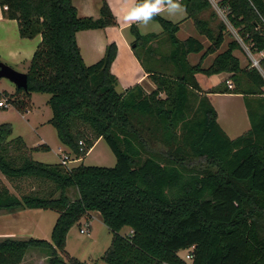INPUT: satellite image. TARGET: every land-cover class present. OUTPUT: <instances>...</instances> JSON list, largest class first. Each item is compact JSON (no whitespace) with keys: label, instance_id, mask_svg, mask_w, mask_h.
<instances>
[{"label":"trees","instance_id":"obj_1","mask_svg":"<svg viewBox=\"0 0 264 264\" xmlns=\"http://www.w3.org/2000/svg\"><path fill=\"white\" fill-rule=\"evenodd\" d=\"M212 1L249 53L262 54L259 68L241 67L233 55L242 52L236 40L218 54L228 29L216 22L210 0H182L208 47L193 37L178 40L179 26L158 15L152 20L167 52L152 46L161 35L142 36L131 26L132 52L155 86L147 93L140 85L118 89L114 44L98 62L82 60L76 34L116 26L105 0L98 19L79 18L71 0H0L3 18L17 22L20 38L41 37L27 91L0 95L20 113L30 109L32 94L49 95L48 124L75 159L101 139L116 161L112 168L39 163L32 154L49 148L30 149L22 138L10 139V125H1L0 175L19 194L0 181V212L43 210L58 217L50 242L1 240L0 264H22L32 250L44 252L48 264H87L66 252V238L93 212L111 234L104 264H187L183 250H191L190 264H264V0ZM193 54H201L196 65L188 61ZM197 74H227L231 88L224 82L204 92ZM210 94L242 96L249 130L229 138ZM124 228L128 235H121Z\"/></svg>","mask_w":264,"mask_h":264},{"label":"crops","instance_id":"obj_2","mask_svg":"<svg viewBox=\"0 0 264 264\" xmlns=\"http://www.w3.org/2000/svg\"><path fill=\"white\" fill-rule=\"evenodd\" d=\"M102 1L103 0H71V3L75 7L79 18L90 17L93 19H98L99 10H100ZM105 1L112 15L115 18L116 26L108 27V28L100 29V30H87V31L78 32L76 34V43L79 47L82 60L85 63V65L87 66L92 65L98 62L104 56L105 50L108 45L114 44L116 46L117 53H116V58L111 66V73L116 77L118 81V89L120 91H123L125 89H130L136 85H140L141 87L144 88V90L147 93H150L151 91L155 89V86L153 85L151 80L148 78V73L146 72V70L142 68V66L140 65V63L138 62V60L136 59V57L134 56L132 52L131 43L133 41V37L130 34V27L135 26L142 36L149 35V34L161 35L162 28L159 23L153 20L149 21L148 24L146 25L140 22H125L122 20V16L124 15V13L128 9H130L132 6H134L138 0H105ZM158 16L171 22L172 24H177L179 26V30L176 34V37L178 40L183 41L189 37H193V38H197L203 45H205L204 43L206 40L203 37L198 36V34L196 33V30L194 29L192 21L187 19V15L183 7H182V11H179L175 14H169L166 8L162 9V11L158 14ZM40 42H41L40 36H37L36 38L31 39V40L20 38L17 22L15 20L4 19L2 16L1 9H0V62L1 63L14 69L15 71L19 73L26 74L28 71L30 62L32 60V57L38 45L40 44ZM227 45H226V48H227ZM152 46L154 48H159V50L162 52L168 51V45L166 43V37L164 35H161L159 39L154 41L152 43ZM222 47L220 51L218 52V54L226 50V48L222 49ZM239 53L240 51H235L233 55L239 59L241 67H245L247 64L244 65L242 63L239 57ZM216 55L217 54L208 56L203 61L202 68L207 69L214 61ZM261 55L262 54L260 53L255 56L253 55L251 56H253L255 59H259ZM158 56L159 54H156V58H158ZM192 57H197V62L195 64L191 63L190 59ZM200 57H201V54L189 55L188 61L191 65H196L198 64ZM195 78L202 90H208L207 89L208 87L209 89L216 87L217 85L221 84L220 83L221 79H226L227 84L231 85L229 82V75L227 74L212 76L208 79H205L204 75L197 74ZM202 80L206 82L207 86H204L203 84L204 82H202ZM211 96H215V94L208 95V98L210 101H211V98H210ZM216 96L236 97L239 100L238 101L239 102V105H238L239 112L238 114H235L236 118L234 119V121H232V124L225 125L224 123L223 124L224 126H223L222 124L220 125L218 123L220 127L222 126L221 128L226 130L229 134L247 132L250 128V125L248 122L246 109L244 107L242 96L231 95V94H224V95L216 94ZM217 120H218V114H217ZM24 142L27 145V147L30 149L41 146V145H46L49 148V151H51V147L39 135L37 138L36 145L35 144L28 145L26 141ZM101 142H104V141L101 139L96 141L93 148L88 153V156L92 152L95 151V149L99 146V144H101ZM42 153H46V152H36V153H33L32 156L34 155L43 156ZM57 155L58 157H60V154H57ZM88 156L80 160L78 164L84 163ZM108 158L109 156L107 157V159ZM96 162L97 161H93L91 163H96ZM45 212L47 211L26 210V211H17L13 213L0 212V241L3 239H8V238L9 239H20V240L33 238V235H37V233H39L38 231L39 223L46 216ZM48 212H52V211H48ZM93 218H97L98 220L102 222L100 215L96 212H93L90 214V219L88 221L85 219H82L77 224V226H79L81 222H85L87 224ZM52 227H53L52 223L50 222L49 229H51V231H52ZM43 239L45 238H42L40 240H43ZM69 240H70V231L66 238V252L70 256L76 259L77 258L79 259L80 257L79 256L80 254H78L79 252L69 249V246H68ZM186 251H187V254H186L187 256L189 255L191 250H186ZM180 252H179V256H180ZM180 258L182 257L180 256ZM187 264H190V262H187Z\"/></svg>","mask_w":264,"mask_h":264},{"label":"rangeland","instance_id":"obj_3","mask_svg":"<svg viewBox=\"0 0 264 264\" xmlns=\"http://www.w3.org/2000/svg\"><path fill=\"white\" fill-rule=\"evenodd\" d=\"M212 5V10L216 13V22H222L227 26L228 34L225 36V44L222 49L226 48V45L229 41L236 40L240 43L242 47V52L239 53L240 60L242 63L248 64L251 61V54L248 49L241 43L237 34L233 29L226 23L225 19L219 14L217 9H215V4L212 0H210ZM215 9V10H214ZM207 14L204 15L206 17ZM205 47H207L208 42L205 41ZM257 58V57H256ZM191 63L197 62V57H192ZM252 60H254L252 58ZM209 63V62H208ZM207 63V64H208ZM253 63V62H252ZM205 79L208 77L205 76ZM204 82V80H202ZM226 82V79H221L220 83ZM227 83V82H226ZM204 86L206 82L203 83ZM229 87L231 85L227 84ZM212 86V85H210ZM231 88V87H230ZM202 90L204 92L209 91ZM16 93V87L7 79H0V94H7L8 96H12ZM3 97L0 95V101H3ZM50 96L46 94H37L34 93L30 98V109L26 110L23 113L18 112L14 107L8 104L6 109L0 108V126L4 124H8L12 128V134L10 139L14 138H22L29 145H36L38 135L41 136L46 143L51 147V151L42 153L40 156H32L33 160L43 163V164H59L65 160V166L68 169L75 168L80 164L85 166H100L106 168H112L115 165V158L111 153L108 146L105 142H101L99 146L92 152L85 160L84 163H79L80 159H75L74 155L70 152V150L63 145L60 144L55 129L48 124V121L51 118V111L47 105ZM211 104L217 111L218 114V123L223 125H231L232 121H234L235 114L239 112V100L236 97H227V96H211ZM224 126V125H223ZM222 127V126H221ZM223 129V128H222ZM223 131L227 134V136L231 139H235L238 136L242 135V133L229 134L226 130ZM90 152V151H89ZM88 152V153H89ZM71 153V154H70ZM57 154H60L58 157ZM85 156V157H86ZM109 158L107 159V157ZM84 157V158H85ZM111 157V158H110ZM111 159V160H110ZM82 160V159H81ZM93 161H97L96 163H91ZM0 181L9 189L12 194L18 195L19 192L13 189V185L6 180L2 175H0ZM74 194H71L73 198ZM17 212V211H14ZM5 213V212H3ZM13 213V212H7ZM45 217L39 223V228L37 235H33L35 239H42L50 242L51 239V229H49L50 222L55 224L56 217L58 215L53 212H45ZM87 226V227H86ZM51 228V227H50ZM53 228V227H52ZM88 230L89 234H80L79 230ZM130 230L128 228H124L120 233L125 236L128 235ZM88 234V235H87ZM28 238V237H27ZM111 243V234L107 227L97 218L91 219L88 225L85 222H81L79 226L75 225L70 230V240L68 241V246L70 250L78 251L80 254L79 261L85 262L87 264H104L100 261L101 256L107 250ZM187 254L186 250L180 252V256L186 262H190L186 260L185 256ZM46 258V259H45ZM22 264H48V260L46 254L39 250L29 251L23 260Z\"/></svg>","mask_w":264,"mask_h":264},{"label":"clouds","instance_id":"obj_4","mask_svg":"<svg viewBox=\"0 0 264 264\" xmlns=\"http://www.w3.org/2000/svg\"><path fill=\"white\" fill-rule=\"evenodd\" d=\"M165 8L169 14L182 11V5L178 0H138L134 6L124 13L122 20L125 22H140L146 25Z\"/></svg>","mask_w":264,"mask_h":264},{"label":"water","instance_id":"obj_5","mask_svg":"<svg viewBox=\"0 0 264 264\" xmlns=\"http://www.w3.org/2000/svg\"><path fill=\"white\" fill-rule=\"evenodd\" d=\"M7 79L16 89L27 91V76L26 74L19 73L14 69L4 65L0 62V79Z\"/></svg>","mask_w":264,"mask_h":264},{"label":"built area","instance_id":"obj_6","mask_svg":"<svg viewBox=\"0 0 264 264\" xmlns=\"http://www.w3.org/2000/svg\"><path fill=\"white\" fill-rule=\"evenodd\" d=\"M180 1H182V0H178V2H180ZM216 9H217V11L219 12V14L225 19V14H224V11L223 10H220V9H218L217 7H216ZM225 21H226V19H225ZM227 23V22H226ZM251 56V55H250ZM252 58L254 59V60H252ZM251 61L253 62V65L254 66H256L257 68H259V66H258V60L257 59H255L253 56H251ZM264 92V91H263ZM8 104H9V102H8V98H6V97H3V101H0V108L1 109H6L7 108V106H8ZM10 105V104H9ZM65 160H63V162L61 163L62 165H64L65 166V162H64ZM86 225H88V224H86ZM87 227V226H86ZM89 232V229L88 230H83V229H81L80 230V234H85V233H88ZM89 234V233H88ZM87 234V235H88ZM186 259L187 260H191V255L189 254V255H187L186 256Z\"/></svg>","mask_w":264,"mask_h":264}]
</instances>
